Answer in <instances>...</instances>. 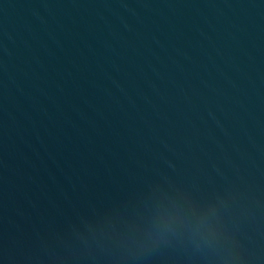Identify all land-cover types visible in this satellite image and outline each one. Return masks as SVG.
I'll return each instance as SVG.
<instances>
[{
  "label": "water",
  "instance_id": "water-1",
  "mask_svg": "<svg viewBox=\"0 0 264 264\" xmlns=\"http://www.w3.org/2000/svg\"><path fill=\"white\" fill-rule=\"evenodd\" d=\"M0 264H264V0H0Z\"/></svg>",
  "mask_w": 264,
  "mask_h": 264
}]
</instances>
